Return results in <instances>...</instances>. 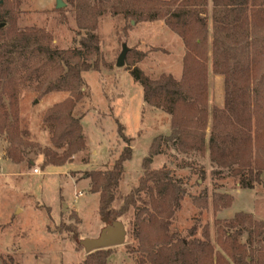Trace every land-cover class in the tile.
<instances>
[{
	"label": "trees",
	"instance_id": "1",
	"mask_svg": "<svg viewBox=\"0 0 264 264\" xmlns=\"http://www.w3.org/2000/svg\"><path fill=\"white\" fill-rule=\"evenodd\" d=\"M12 2L14 0H0ZM209 0H75V19L83 34L77 33L75 48L59 50L51 46V37L35 29L8 32L9 43L0 46V134L6 136L5 155L13 164L24 161L28 146L19 124L18 94L36 82L39 96L67 93L53 105L43 121L52 132L51 144L63 151L43 149V168L71 164L82 152L85 139L81 118L74 116L84 98L82 74L100 70V46L95 30L105 4L114 15L134 22L162 21L177 35L184 47L181 78L160 75L156 80L140 69L129 71L142 88L143 102L170 117V134L158 136L142 160L143 174L137 187L121 196L119 186L124 164L131 159V139L119 128L125 147L110 170H92L84 174L89 193L97 194L98 215L106 224L131 209L135 210L132 236L137 240V264H264V221L237 213L225 223L215 221V244L207 227L200 239L193 226L187 239L171 231L172 221L187 191L171 171L151 169L153 158L169 144L182 155L208 152L216 167L215 175L228 172L243 190H253L264 181V0H211V43L209 45ZM16 6L20 0H15ZM243 51L238 59L236 53ZM235 53V54H234ZM224 79V105L213 108L209 125L208 64ZM14 74H19L15 78ZM209 130V131H208ZM198 208L206 205L202 192L191 197ZM226 194L212 195L213 213L231 206ZM122 201L119 210L114 204ZM49 212V211H48ZM73 240L78 232L66 228ZM75 231V232H74ZM246 235L245 243L240 238ZM112 248L89 253L82 264H108Z\"/></svg>",
	"mask_w": 264,
	"mask_h": 264
},
{
	"label": "rangeland",
	"instance_id": "2",
	"mask_svg": "<svg viewBox=\"0 0 264 264\" xmlns=\"http://www.w3.org/2000/svg\"><path fill=\"white\" fill-rule=\"evenodd\" d=\"M56 0L0 1V46L9 43L8 32L35 29L51 37V46L66 50L75 48L77 33L75 0H61L65 7L57 10ZM211 0L208 8L210 9ZM97 19L95 33L100 46L99 72L82 74L84 98L77 105L74 116L81 118L85 149L73 157L71 164L61 167H42L43 149L60 154L51 144L52 132L44 123V114L53 105L68 97L67 93L39 96L36 82L22 88L18 94L19 124L27 148L24 161L13 164L5 155L8 142L0 134V264H82L88 253L82 242L96 239L101 232L116 224L126 230L121 245L112 248L108 264H137V240L132 236L136 212L131 209L112 224L103 222L98 215V197L89 193V181L84 174L92 170H110L120 156L126 139H131V159L124 164L119 186L121 196L137 187L143 174L142 160L148 155L152 141L170 134V117L143 102L142 88L130 77L132 68L140 69L156 80L170 75L179 80L183 70L184 47L181 39L170 32L162 21L134 22L122 15H114L110 6ZM133 23V24H132ZM209 45L211 43V21ZM128 48L125 65L116 67L122 45ZM235 54V53H234ZM238 59L243 51L236 53ZM19 78V74H14ZM211 62L208 64L209 125L213 108L224 105V79L215 78ZM209 131V130H208ZM167 168L187 191L175 214L171 231L187 239L188 231L196 226V237L207 227L210 240L215 244V221L225 223L237 213L249 214L255 221H264V184L253 190H243L237 179L228 172L215 175L216 167L208 152L182 155L169 144L162 146V154L153 158L151 169ZM38 169L39 174H33ZM264 181V175L262 176ZM202 192L207 195L206 205L196 207L191 197ZM226 194L233 200L231 206L213 213L212 195ZM122 201L114 204L119 210ZM49 211V212H48ZM71 227L78 232L73 240L66 231ZM74 231V232H75ZM246 235L240 238L246 242Z\"/></svg>",
	"mask_w": 264,
	"mask_h": 264
},
{
	"label": "water",
	"instance_id": "3",
	"mask_svg": "<svg viewBox=\"0 0 264 264\" xmlns=\"http://www.w3.org/2000/svg\"><path fill=\"white\" fill-rule=\"evenodd\" d=\"M65 7V4L61 0L55 1V8L60 10ZM133 24V23H132ZM5 25L1 24L0 29ZM128 48L124 44L122 45V51L116 61V67L122 68L125 65V59L128 54ZM126 237V230L121 224H116L113 227L104 229L98 238L96 239H85L81 243L86 253H92L97 250L109 249L121 245Z\"/></svg>",
	"mask_w": 264,
	"mask_h": 264
},
{
	"label": "crops",
	"instance_id": "4",
	"mask_svg": "<svg viewBox=\"0 0 264 264\" xmlns=\"http://www.w3.org/2000/svg\"><path fill=\"white\" fill-rule=\"evenodd\" d=\"M211 10H212V6H210V9L207 7V11H208V17H209V19H210V17H211ZM210 21H211V19H210ZM215 78H220L218 75H215L214 76ZM94 195H97V194H94ZM97 197H98V199H99V196L97 195ZM218 215V214H217Z\"/></svg>",
	"mask_w": 264,
	"mask_h": 264
},
{
	"label": "built area",
	"instance_id": "5",
	"mask_svg": "<svg viewBox=\"0 0 264 264\" xmlns=\"http://www.w3.org/2000/svg\"><path fill=\"white\" fill-rule=\"evenodd\" d=\"M33 174H39V170L38 169H34L33 170Z\"/></svg>",
	"mask_w": 264,
	"mask_h": 264
}]
</instances>
